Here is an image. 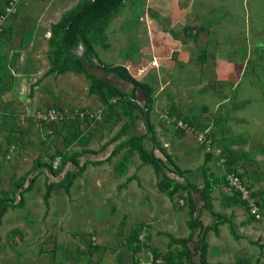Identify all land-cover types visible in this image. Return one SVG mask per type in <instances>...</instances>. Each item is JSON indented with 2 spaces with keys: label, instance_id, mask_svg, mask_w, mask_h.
<instances>
[{
  "label": "rangeland",
  "instance_id": "rangeland-1",
  "mask_svg": "<svg viewBox=\"0 0 264 264\" xmlns=\"http://www.w3.org/2000/svg\"><path fill=\"white\" fill-rule=\"evenodd\" d=\"M86 1L19 0L8 14V0H0V198L36 161L57 170L62 157L86 152L85 169L68 193L56 186L62 176L44 171L21 206L6 210L0 264H170L182 248L168 236L181 239L188 231L187 191L168 197L159 189L163 177L136 153L125 156L128 148L111 155L128 120L130 85L86 61V73L48 72L58 63L52 26ZM90 37L103 63L124 66L154 89V135L174 164L190 172V183L202 184L198 169L210 155L208 175L221 180L213 208L242 209L240 223L253 225L251 263L264 264V223L242 200L223 206L234 194L224 191L225 177L233 175L264 214V0H125ZM89 75L126 96L103 104L89 93ZM135 102L144 104L139 90ZM52 107L67 108L70 119L41 122L39 114ZM143 133L137 120L126 138ZM48 183L55 186L45 204ZM207 215L200 218L205 226ZM226 216L234 238L237 226L229 225L236 216Z\"/></svg>",
  "mask_w": 264,
  "mask_h": 264
},
{
  "label": "trees",
  "instance_id": "trees-1",
  "mask_svg": "<svg viewBox=\"0 0 264 264\" xmlns=\"http://www.w3.org/2000/svg\"><path fill=\"white\" fill-rule=\"evenodd\" d=\"M125 0H89L77 6L70 12L69 17L63 18L58 24L51 28L52 38L57 37L56 52L58 63L49 69V73L57 75L64 74L74 68L75 72H87L84 61L92 64L96 70L101 73L111 74L116 79L121 80L131 87V97L128 103L126 116L128 120L121 127L116 136L120 141L116 148L112 150L111 155H116L120 150L128 148L126 155L136 153L143 164H149L157 178L163 177V181L159 183V189L168 197H172L179 190H185L191 199V207L189 209V220L187 227L189 235L187 238L174 239L168 236L171 245L181 246V251L177 253V257H171L170 264H189L194 256L198 257L197 264H209L206 259L207 244L206 235L212 231L218 234V227L228 222L226 215L216 213L212 205L211 194L219 187L220 179L208 175L207 163L210 155L205 157L203 165L198 169L202 178V184L196 186L187 179L189 171H181L173 162L172 158L167 154L166 150L161 147L156 136L154 135V126L150 119L154 102V89L147 83H141L136 80L130 72L120 65H108L103 63L97 56L93 48V42L90 35L94 30L102 27L113 18ZM82 55H77L79 50ZM91 84L89 93L96 95L99 100L105 104L109 98H123L126 95L121 93L114 85L102 81L92 75H89ZM141 91L144 97L143 106L135 102L137 91ZM135 112L138 115H135ZM140 121L144 128V133L137 137L126 138V133L135 121ZM125 136V137H124ZM124 137L125 139H122ZM144 141L151 143V148L147 149ZM156 152L161 155L158 156ZM86 152L73 153L62 157L61 164L57 170H53L51 165L36 161L31 169L23 176L20 182L15 183L11 189L10 195L0 198V222L8 208L21 206L23 195L32 189V186L39 174L46 171L51 177L62 176L56 186H61L66 193L69 192L74 180L78 178L85 169V164L80 159ZM168 165H167V163ZM127 161H123L122 166ZM69 165L71 169L64 171ZM123 168V167H122ZM124 170V169H123ZM123 172V171H120ZM174 176L178 180L173 179ZM171 184L173 185L171 187ZM55 184L48 183L45 188L44 202L48 201L50 192ZM199 198L196 204L193 196ZM231 195V194H230ZM19 200L16 203V198ZM238 199L239 195L234 193L223 206L226 208L230 203ZM244 203V201H242ZM198 211V212H197ZM203 213H208L211 218V224L204 226L200 220ZM232 231V223L229 225ZM234 235V233H232ZM237 238L236 235H234ZM195 240L196 245L191 248L190 243ZM168 262V261H167ZM235 264H248L246 261L238 260Z\"/></svg>",
  "mask_w": 264,
  "mask_h": 264
},
{
  "label": "crops",
  "instance_id": "crops-1",
  "mask_svg": "<svg viewBox=\"0 0 264 264\" xmlns=\"http://www.w3.org/2000/svg\"><path fill=\"white\" fill-rule=\"evenodd\" d=\"M15 67H19L20 63H15ZM12 66V64L7 65L6 70H10L12 74L15 75V80L17 79L16 76H19L16 72V68ZM4 71V70H2ZM8 72V71H7ZM214 209V208H213ZM216 213H220L223 215H226L227 212L234 214L236 216V221L233 222L235 225L233 226V231L235 226H237L235 233L236 236H238V240L230 234L229 229L227 228V225H221L218 227V234L215 235L213 232H209L206 235V244H207V253H206V259L209 264H235L238 260L246 261L248 264L251 263V257H253V240L248 234V229L250 232H253V225L252 224H243L240 223L239 217L243 218L242 215H240V212L242 209L237 207L226 208L223 211L214 210ZM233 211V212H232ZM208 214V213H207ZM209 217V214L207 215ZM210 221L211 218L209 217ZM203 223V221H202ZM232 223V224H233ZM204 224V223H203ZM208 224L209 221H208ZM207 224V225H208ZM205 226V224H204ZM189 235V229L186 234L180 237L176 238H187ZM241 244V245H240ZM196 245L195 240H193L190 243V247L193 248ZM197 258L193 257L191 263L189 264H197Z\"/></svg>",
  "mask_w": 264,
  "mask_h": 264
},
{
  "label": "built area",
  "instance_id": "built-area-1",
  "mask_svg": "<svg viewBox=\"0 0 264 264\" xmlns=\"http://www.w3.org/2000/svg\"><path fill=\"white\" fill-rule=\"evenodd\" d=\"M19 0H8L9 6L6 7V13H12L15 7V4ZM3 20V17L0 18V22ZM71 114L69 110L65 107L55 108L52 107L43 113L39 114L38 119L44 123H63L70 119ZM224 191L229 195L232 192L239 195L242 201L246 203V207L249 211V214L254 218L256 221H260L264 223V214L258 210L255 206L253 201L250 199L249 191L246 187H243L239 179L233 175H228L225 177V186ZM144 264V263H142ZM147 264V263H146ZM150 264V263H148Z\"/></svg>",
  "mask_w": 264,
  "mask_h": 264
}]
</instances>
